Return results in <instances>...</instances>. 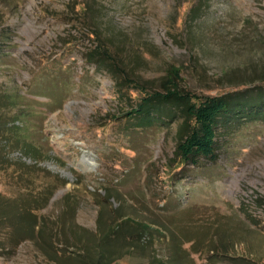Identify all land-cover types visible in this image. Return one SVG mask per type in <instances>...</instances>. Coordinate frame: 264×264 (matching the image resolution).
<instances>
[{"label": "rangeland", "instance_id": "374dc122", "mask_svg": "<svg viewBox=\"0 0 264 264\" xmlns=\"http://www.w3.org/2000/svg\"><path fill=\"white\" fill-rule=\"evenodd\" d=\"M170 85L260 102L264 0H0V264H264V113L185 164L178 110L128 114Z\"/></svg>", "mask_w": 264, "mask_h": 264}, {"label": "trees", "instance_id": "16d2710c", "mask_svg": "<svg viewBox=\"0 0 264 264\" xmlns=\"http://www.w3.org/2000/svg\"><path fill=\"white\" fill-rule=\"evenodd\" d=\"M87 12L88 9L85 7L83 13L85 17L88 14ZM74 16H76V13ZM92 32L97 38L98 45H96L94 52L89 53L87 56L95 60L93 63L96 66L100 64L106 66L114 74L121 94L122 91L126 93L128 88L135 87L137 89L136 82L126 77L127 74L122 71L120 65H118L119 63L104 44V40L96 31ZM127 83L129 84L126 86ZM123 84L125 85L124 88H122ZM170 87H165L164 93L156 91L154 94L142 88L141 104L133 107L128 114L129 118L134 120L138 127H141L151 125L156 115H165L171 119L175 118V111L178 110L180 114L177 115V118L182 120V124L178 131L177 147L179 150L177 155L185 164L198 165L200 158L214 159L220 141L219 137L223 134L221 130L224 129L228 132L232 128H238V125H242L244 118H249L251 121L261 119L264 113V90L259 89L258 99L263 98L260 102H252V98L250 101L249 97H254L255 94L252 90L205 97L196 101L194 95L189 91L183 92L176 89V87ZM239 119H241V122H239ZM27 148L29 154H37L31 146L30 148L27 146ZM119 229L120 225L112 228L108 236L112 237L113 235L116 238ZM122 241L125 244L127 243L124 236ZM111 256L112 253L105 249L97 260H93L92 257L90 260L76 258V262L80 264H109L112 260Z\"/></svg>", "mask_w": 264, "mask_h": 264}]
</instances>
